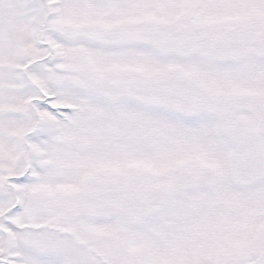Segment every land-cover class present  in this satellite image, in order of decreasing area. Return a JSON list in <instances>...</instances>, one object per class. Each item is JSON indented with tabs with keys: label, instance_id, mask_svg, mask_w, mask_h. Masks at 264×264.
<instances>
[{
	"label": "snow or ice",
	"instance_id": "snow-or-ice-1",
	"mask_svg": "<svg viewBox=\"0 0 264 264\" xmlns=\"http://www.w3.org/2000/svg\"><path fill=\"white\" fill-rule=\"evenodd\" d=\"M0 264H264V0H0Z\"/></svg>",
	"mask_w": 264,
	"mask_h": 264
}]
</instances>
